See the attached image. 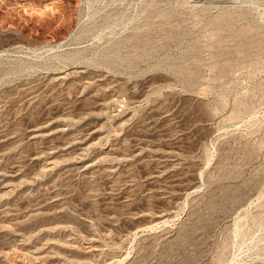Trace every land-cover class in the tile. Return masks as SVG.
<instances>
[{
  "label": "rangeland",
  "instance_id": "1",
  "mask_svg": "<svg viewBox=\"0 0 264 264\" xmlns=\"http://www.w3.org/2000/svg\"><path fill=\"white\" fill-rule=\"evenodd\" d=\"M0 264H264V0H0Z\"/></svg>",
  "mask_w": 264,
  "mask_h": 264
},
{
  "label": "bare ground",
  "instance_id": "2",
  "mask_svg": "<svg viewBox=\"0 0 264 264\" xmlns=\"http://www.w3.org/2000/svg\"><path fill=\"white\" fill-rule=\"evenodd\" d=\"M200 1H205V2H215V1H219V0H195V2H200ZM34 156V155H33ZM55 166V164H54Z\"/></svg>",
  "mask_w": 264,
  "mask_h": 264
}]
</instances>
